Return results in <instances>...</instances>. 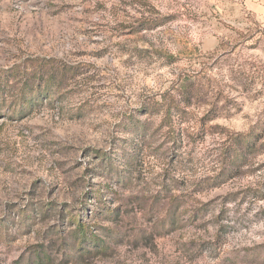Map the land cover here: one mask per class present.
<instances>
[{"label": "rangeland", "instance_id": "374dc122", "mask_svg": "<svg viewBox=\"0 0 264 264\" xmlns=\"http://www.w3.org/2000/svg\"><path fill=\"white\" fill-rule=\"evenodd\" d=\"M24 83L0 264H264V0H0V97Z\"/></svg>", "mask_w": 264, "mask_h": 264}, {"label": "trees", "instance_id": "16d2710c", "mask_svg": "<svg viewBox=\"0 0 264 264\" xmlns=\"http://www.w3.org/2000/svg\"><path fill=\"white\" fill-rule=\"evenodd\" d=\"M36 72L37 71H35L34 69L33 74ZM20 87L21 88L18 89V94L12 99H8L9 101L6 102L5 98L0 97V117L5 113L6 110L11 113L15 111L17 114H22L30 111L32 107L37 105L36 99L34 97L31 99H27L25 93L27 92L28 94H30L33 91L34 95L37 93L39 94L40 88L36 90L37 88L35 89L32 83H24ZM40 87L42 88V86ZM29 101H33L32 104H30ZM247 135L248 134H239V137L243 138L241 139V142L244 143L243 145L245 146H249L250 144V141L247 140ZM74 223L75 228H73V230L71 231L74 243V246L72 247L74 250H78L79 252L85 255H91L93 253H98L99 251H102L101 249L106 247L104 241L99 238V236L96 235L95 232H93V226L86 224L80 218H75ZM88 246H91L92 248H88ZM41 258L43 257L40 256V263L43 262ZM29 264L32 263L29 262Z\"/></svg>", "mask_w": 264, "mask_h": 264}]
</instances>
